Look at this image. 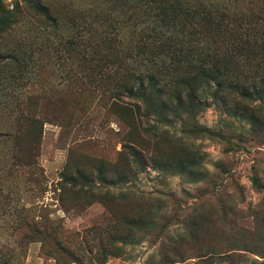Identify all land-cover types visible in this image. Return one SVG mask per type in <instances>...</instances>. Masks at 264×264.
Returning a JSON list of instances; mask_svg holds the SVG:
<instances>
[{
    "label": "trees",
    "instance_id": "obj_1",
    "mask_svg": "<svg viewBox=\"0 0 264 264\" xmlns=\"http://www.w3.org/2000/svg\"><path fill=\"white\" fill-rule=\"evenodd\" d=\"M22 1L28 10L19 4L7 8L0 0V236L13 238L11 243L0 242V264H24L27 245L34 241L52 243L58 264L79 262L66 244L76 238L74 234L45 217L38 204L26 205L21 197H13L19 183L26 192L45 183L38 161L45 123L70 129L79 114L97 106L115 116L120 154L127 156L121 183L150 165L189 175L195 183L206 181L208 172L201 171L198 153L186 149L188 143L182 138H174L173 143H181L172 147L173 154H181L174 158L143 151L138 141L161 149L163 125L179 124L187 137L212 134L198 119L211 107L248 125L243 128L248 135L264 142V0H106L76 8H58L52 0ZM27 11L44 23V31L11 47L9 37ZM2 44H9L8 51ZM29 63L34 65L37 83L31 86L40 88L38 93L23 90ZM48 70L55 73L54 86L42 82ZM44 109L50 117L43 116ZM66 167L57 186L67 212L70 191L79 188L77 193L91 200L100 189L96 182H112L104 165L96 177L84 168L73 173ZM253 184L264 190L258 176ZM232 213L238 215L224 203L222 217ZM240 213L238 218L246 216ZM156 217L153 214L151 221ZM198 219L190 222L191 241L178 235L177 256L197 258L194 264H214L216 256L233 260L237 251L249 252V247L218 243L215 252L199 254L197 242L204 227ZM231 231L211 234L221 237ZM97 239L100 243L101 237ZM177 262L168 260V264ZM149 264L165 263L152 256Z\"/></svg>",
    "mask_w": 264,
    "mask_h": 264
},
{
    "label": "rangeland",
    "instance_id": "obj_2",
    "mask_svg": "<svg viewBox=\"0 0 264 264\" xmlns=\"http://www.w3.org/2000/svg\"><path fill=\"white\" fill-rule=\"evenodd\" d=\"M3 1L7 8L19 4L23 10L27 9L22 0ZM52 1L58 8L106 2ZM26 13L9 37V44L13 42L11 47L16 42L22 44L28 35H40L44 31V23L29 15L28 11ZM8 45L2 46L4 52L8 51ZM27 67L23 76L28 86L25 85L23 90L38 93L40 88H32L37 85L34 83V65L29 63ZM42 82L46 86L56 85L55 73L48 70ZM42 112L43 116L50 117L47 109ZM77 119L83 125L76 122L70 129H63L57 122L45 123L38 159L44 169L45 183L33 192H26L19 183L13 193V197L23 199V204H38L45 217L56 220L65 231L75 235L76 238L66 244L75 250L74 254L79 258L77 264H149L152 256L165 264L171 258L179 261L175 264H194L197 258L184 260L177 256L176 241L180 240L178 235H185L186 241H191L190 222L197 216L200 226L204 227L203 230L200 228L201 238L197 242L201 247L199 254L215 252L218 243H231L238 245V249L249 247V252L237 251L239 254L235 255L239 256L233 260L216 256L214 264H264V190L253 184L254 176H258L262 183L264 181V142L248 135L249 132L244 130L248 125L244 127L237 119L229 118L215 107L198 118L212 134L187 137L179 131V124L175 128L163 125L160 131L162 150L138 141L141 150L174 158L181 155L173 154L172 147L181 146L180 142L173 143L174 138H182L183 143L192 144L185 145L186 149L198 153L201 171L208 172L206 181L195 183L189 175L171 174L150 165L128 183H121L119 176L125 170L127 156L120 154L121 136L118 135L115 116L106 114L97 106L92 112L79 114ZM225 120L231 124L227 125ZM240 134L243 139L238 137ZM67 165L73 173L81 167L93 172L95 177L100 165H104L112 182L105 185L96 182L100 189L94 191L91 200L78 194L79 188L70 191L67 198L71 210L67 212L59 200L57 186ZM224 203L238 215L242 211L240 214L246 216L238 218L232 213L223 218ZM153 214L157 217L151 221ZM228 228L232 229L228 235L214 237L215 234H211L216 231L221 234L224 229L228 232ZM128 235L134 236L126 240ZM21 237L18 235L16 239L21 242ZM98 237H101L100 243ZM6 241L11 243L13 238L0 236V242ZM56 252L52 243L34 241L27 245L23 261L24 264H58ZM192 254L198 255L197 252ZM69 261L72 260L66 259Z\"/></svg>",
    "mask_w": 264,
    "mask_h": 264
}]
</instances>
